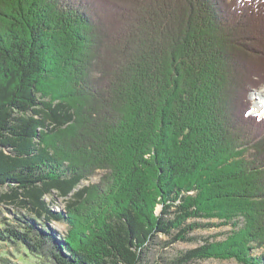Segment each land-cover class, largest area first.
<instances>
[{
    "label": "trees",
    "instance_id": "obj_1",
    "mask_svg": "<svg viewBox=\"0 0 264 264\" xmlns=\"http://www.w3.org/2000/svg\"><path fill=\"white\" fill-rule=\"evenodd\" d=\"M263 83L264 0H0V264H145L224 226L172 264H264ZM79 129L114 165L98 219Z\"/></svg>",
    "mask_w": 264,
    "mask_h": 264
},
{
    "label": "rangeland",
    "instance_id": "obj_2",
    "mask_svg": "<svg viewBox=\"0 0 264 264\" xmlns=\"http://www.w3.org/2000/svg\"><path fill=\"white\" fill-rule=\"evenodd\" d=\"M242 46L247 45L245 41H241ZM257 43V42H256ZM248 46V45H247ZM262 55H259V58ZM253 71H255L254 67L252 68ZM254 80V79H253ZM252 85V82H251ZM247 88L245 84H243L241 89ZM264 88V83L258 88V89H252L250 93L248 94L247 98L251 102V112L253 114H258L261 117H264V95L259 96V92L262 91ZM258 95V96H257ZM241 94L238 95V100L241 101ZM79 127L82 126H90V124H87L86 122L78 121ZM87 124V125H85ZM80 134L76 138L77 141V148L79 150H74L75 157L78 160H82L84 158L88 159L89 168L92 170V174L87 178V180H84L81 182L80 186H93L96 185V187L99 188V186H102L99 188V192L92 196L93 198H90L89 200H93V203H91V206L88 204H84V206L77 207V213L78 216L82 217V215L86 216H94L97 219L100 217V214L106 205V202H108L107 196L109 197V191L112 186L113 180H112V173H113V163L110 161H103L105 157L102 155L106 153V147L104 143L100 148H95L94 146H98L95 141L98 142L100 140V137H94L92 134L87 133L86 136H89L91 140L85 141L83 138L81 139V135H84L86 133V130L79 129ZM95 140V141H94ZM93 142V143H92ZM92 143V147L89 148L87 146L88 144ZM87 151V152H86ZM111 163L112 165L108 164ZM114 166V165H113ZM115 173V171H114ZM115 181V180H114ZM108 184H105L107 183ZM105 190L103 194V189ZM97 190V189H96ZM90 192H96L94 189ZM99 193L102 194V197H99ZM54 203V209L59 211L64 208L65 202L64 199L54 194L53 198ZM94 207V208H92ZM7 208V207H6ZM1 209V208H0ZM3 212V217L8 218V213L1 209ZM161 210L160 206L156 207V213H159ZM103 213V212H102ZM55 230L58 232L64 230L65 226L63 224H54ZM53 227V228H54ZM230 227L224 226V227H210L206 229H198L195 230L192 233V236H195V240L191 242H176L174 244H165L169 241L168 237L165 236H159L158 241L154 242L153 246L149 247L147 251H145V264H172V262H175L176 257L180 256L185 251H188L190 249H193L203 243V239L209 238L213 240H222L224 238L225 233L229 231ZM4 249V248H3ZM5 250V249H4ZM10 251L9 255L6 253L4 258L8 259L11 264H40V261L30 254H28L26 251L21 250L18 254L12 247L8 249ZM15 254V255H14ZM189 264H238L237 262L233 260H227V261H221V260H204V261H196Z\"/></svg>",
    "mask_w": 264,
    "mask_h": 264
},
{
    "label": "bare ground",
    "instance_id": "obj_3",
    "mask_svg": "<svg viewBox=\"0 0 264 264\" xmlns=\"http://www.w3.org/2000/svg\"><path fill=\"white\" fill-rule=\"evenodd\" d=\"M259 96H262V95H264V88H263V90L262 91H260L259 93ZM258 96V95H257Z\"/></svg>",
    "mask_w": 264,
    "mask_h": 264
}]
</instances>
